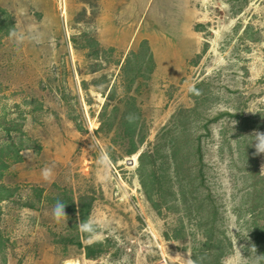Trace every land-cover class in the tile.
Wrapping results in <instances>:
<instances>
[{
	"label": "rangeland",
	"instance_id": "obj_1",
	"mask_svg": "<svg viewBox=\"0 0 264 264\" xmlns=\"http://www.w3.org/2000/svg\"><path fill=\"white\" fill-rule=\"evenodd\" d=\"M0 8L17 29L0 44V154L8 157L0 187L15 195L0 194V264H195L191 249L206 229L197 207L207 198L231 243L222 264L263 263L246 209L264 177V0H0ZM88 39L106 51L101 58L79 49ZM128 60L136 71L153 68L131 91L144 137L137 160L121 119L98 133L112 85L125 96ZM183 129L175 161L170 143ZM157 149L154 170L167 182L160 212L141 184L152 169L141 172L138 161ZM64 192L93 193L94 235L68 202L67 218H54ZM29 202L35 209L22 207ZM80 240L103 253L87 258Z\"/></svg>",
	"mask_w": 264,
	"mask_h": 264
},
{
	"label": "trees",
	"instance_id": "obj_2",
	"mask_svg": "<svg viewBox=\"0 0 264 264\" xmlns=\"http://www.w3.org/2000/svg\"><path fill=\"white\" fill-rule=\"evenodd\" d=\"M16 30V25L13 19L7 14L5 10L0 8V44L4 38L12 35L16 32ZM73 42L78 48L76 39H73ZM146 44H148L147 41L142 42V46ZM79 49L87 51V57L99 56L101 58V54L106 52L103 48H101L99 42L93 41L92 39H88L84 44L79 45ZM152 60L153 58L150 59V62H153ZM152 71L153 68L150 67L143 70L142 66L139 70L136 71L130 65V60H128L122 69V78L126 81L125 85L127 84L125 96L123 98L117 99L115 97V90L117 88L112 85L107 95V102L105 103L99 116L100 127L98 129V133H108L112 130L115 124V118L121 119L120 127L123 133L122 138H127L131 148L129 151H127V154L129 155L137 154V149L135 148V146L137 147V145L141 144L144 140L142 132L143 127L141 125L140 119V110L138 109L136 104V96L133 95L131 91L133 89V84L135 83V81L141 78L140 76H144L145 73H151ZM83 85L86 86L85 83H83ZM113 100H119L120 105H115L114 107H112V112L110 113V103ZM110 114H113L112 118ZM183 117H185V115H183ZM184 121L185 120H183L182 126L185 125ZM182 131L175 132V135L173 136L170 143L171 145L169 151L171 152L174 160L176 159V153L177 155L179 154V149H175V146L181 145L183 142L185 143L187 139V132L184 129ZM140 136L142 137L140 138ZM197 144H199V138L197 139ZM25 148L29 149V147L26 146L23 149ZM30 149H32V147H30ZM198 149L199 146H197V150ZM158 153V149L152 152L141 153L139 155L138 161L139 169L141 172L147 170L149 167L152 169V173L148 178L144 177V175L141 174V184L147 200L151 203L153 208L160 212L161 204L167 198L166 189L163 182L165 184H167V182L165 175H157V171L154 170V166L158 160ZM7 158L8 157H6V155L2 156L0 154V178L4 176V171H6V169L8 168V164L4 162V160ZM12 159H14V162L22 161L23 157L20 154L19 150L15 152ZM176 167L177 169L175 170H177V172H180L181 174V165L177 164ZM260 185V188L257 187V183L252 185L251 191L247 194V196L252 200L253 203H251L246 209V214L253 219V222L251 224V228L253 229L252 239L254 241V245L261 251L260 255L263 260V263L261 264H264V225H262L259 220V215L264 214V177H262ZM0 194L1 196L8 195L7 197H5L8 199L15 197L14 191H10L9 188L1 189L0 187ZM90 194L93 193L90 192L85 195H80L78 198H76L73 195H68L64 192L57 199V201H61L65 205L67 204V202L69 203L68 206L70 208V212H72V214L74 215L76 224L79 225L89 220L91 210L95 202V196ZM5 198L0 197V201ZM212 200L213 199L211 198L204 199L197 207L200 208L199 210H202L201 213H204V216L201 217L205 220L204 222H206V229H202L201 231L203 241L200 242L199 245H195L191 249V256L195 264H222V259L227 255L228 250L232 249L228 237L219 236V226L221 224V219L219 212L212 206ZM211 206L212 208L208 209ZM22 207L35 209V204L33 202L25 204L23 203ZM190 234L194 236L193 232ZM174 238L179 239L177 236H175ZM70 243L73 244L74 241L71 240ZM75 244L78 245V247L84 249L85 256L89 259L97 257L98 255L103 253V245L101 243L84 246L80 240ZM1 248L2 241L0 240V253Z\"/></svg>",
	"mask_w": 264,
	"mask_h": 264
},
{
	"label": "clouds",
	"instance_id": "obj_3",
	"mask_svg": "<svg viewBox=\"0 0 264 264\" xmlns=\"http://www.w3.org/2000/svg\"><path fill=\"white\" fill-rule=\"evenodd\" d=\"M258 151L259 152H264V145L258 144ZM53 170L51 167H45L42 170V176L45 180H50L53 176ZM53 216L54 218L59 221L62 218H67L66 214H65V204L61 201H57V203L55 204L54 208H53ZM80 228L82 231H86L90 234H95V230L93 227V222L89 219L88 221L84 222L83 224L80 225ZM238 264V262H237Z\"/></svg>",
	"mask_w": 264,
	"mask_h": 264
},
{
	"label": "bare ground",
	"instance_id": "obj_4",
	"mask_svg": "<svg viewBox=\"0 0 264 264\" xmlns=\"http://www.w3.org/2000/svg\"><path fill=\"white\" fill-rule=\"evenodd\" d=\"M134 156V155H133ZM134 159L137 160V156H134ZM135 162V161H134Z\"/></svg>",
	"mask_w": 264,
	"mask_h": 264
}]
</instances>
